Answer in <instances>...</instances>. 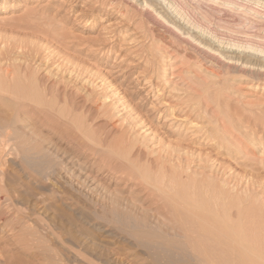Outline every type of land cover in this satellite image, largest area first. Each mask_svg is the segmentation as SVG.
<instances>
[{"label": "rangeland", "instance_id": "rangeland-1", "mask_svg": "<svg viewBox=\"0 0 264 264\" xmlns=\"http://www.w3.org/2000/svg\"><path fill=\"white\" fill-rule=\"evenodd\" d=\"M171 1L0 0V264H264V4Z\"/></svg>", "mask_w": 264, "mask_h": 264}, {"label": "bare ground", "instance_id": "bare-ground-1", "mask_svg": "<svg viewBox=\"0 0 264 264\" xmlns=\"http://www.w3.org/2000/svg\"><path fill=\"white\" fill-rule=\"evenodd\" d=\"M138 3H141L143 4V6L146 8V10L148 11V13H152L154 15H157V17H161L162 20H164L166 23H168L169 25H172L174 29H177L178 31H182L183 35L184 36H188V38L190 37L191 40H194L195 42L197 41L199 43V45H202L203 47H207L208 49H213L214 46H216V43L211 41V40H207V37H205L204 35H201L199 34L200 32L195 30V28H190L188 27L186 24L184 25V19H182V17L179 18L178 16V9L177 7H175L176 5L171 1V0H136ZM215 1V0H214ZM239 0H237V2H235L234 0H220L218 2L215 1L216 3H219L221 6L224 5L225 7H227L228 9H240L242 6L240 3H238ZM244 1V0H243ZM248 2L252 1V2H255L256 4H264V0H246ZM242 3V2H241ZM247 3V2H246ZM255 5V4H254ZM175 8V9H174ZM170 11H173V13L175 14H171ZM231 11V10H230ZM247 11V10H246ZM184 18V17H183ZM259 20V19H258ZM193 26V25H191ZM244 27V26H243ZM172 28V27H171ZM176 32V31H175ZM198 33V34H197ZM182 35V34H181ZM237 35V34H236ZM239 36V35H238ZM186 39V38H185ZM209 44H208V42ZM198 45V46H199ZM201 47V46H200ZM206 48V49H207ZM250 49H253L252 47H249ZM203 49V48H202ZM222 48H220L219 50L221 51ZM218 50V49H217ZM226 52H230L231 54H233L231 57L230 55L226 56L225 54H222L223 57H225L226 59H229L230 60H235L236 61H241V63L243 62L244 64L246 63L247 65H240L242 66V68H246V66H248V64H251V68L252 69H258L260 71H262L264 69V57L263 59L259 58V55L254 53V55H251V53L253 52H248L246 50H236V49H232V50H225ZM222 52V51H221ZM236 55V57H235ZM238 55V57H237ZM246 57H252L255 59V62H252L250 60H246ZM236 65V63H235ZM248 66V67H249ZM249 69V68H248ZM251 70V69H250ZM6 78V77H5ZM1 82V81H0ZM2 83V84H1ZM1 86L2 88L0 87V92L3 90L4 92V89H3V82H1ZM53 108V107H52ZM54 110V109H53ZM12 125V124H11ZM2 127V126H0ZM6 127V128H4ZM7 127H10V126H4L0 129V137H6L7 135H10L8 130L9 128ZM4 129V130H3ZM4 131V134L1 133V131ZM12 134V133H11ZM8 137V136H7ZM2 139V138H1ZM14 139V138H13ZM6 140V139H5ZM9 141V140H8ZM6 143L4 142V144L0 145V149L2 151H4L6 148H8V146H10L9 144L7 145V142ZM12 141V140H11ZM3 142V141H1ZM10 148V147H9ZM137 174V173H136ZM145 180V179H144ZM2 193V192H1ZM0 193V194H1ZM165 201V200H164ZM4 219L1 217L0 215V221ZM6 221V220H5ZM186 233L190 232V231H187L185 230ZM187 233V234H188ZM189 235V234H188ZM191 236V235H190ZM187 237V235H186ZM189 238V237H187ZM190 239V238H189ZM192 239V238H191ZM190 241V240H189ZM3 257V256H2Z\"/></svg>", "mask_w": 264, "mask_h": 264}]
</instances>
